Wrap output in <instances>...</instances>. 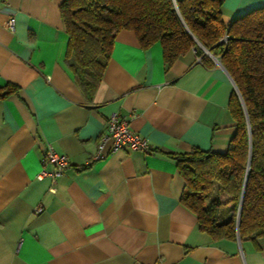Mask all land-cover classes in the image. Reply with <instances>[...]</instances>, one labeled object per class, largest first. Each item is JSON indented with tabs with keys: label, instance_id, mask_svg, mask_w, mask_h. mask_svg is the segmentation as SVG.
I'll use <instances>...</instances> for the list:
<instances>
[{
	"label": "crops",
	"instance_id": "obj_1",
	"mask_svg": "<svg viewBox=\"0 0 264 264\" xmlns=\"http://www.w3.org/2000/svg\"><path fill=\"white\" fill-rule=\"evenodd\" d=\"M62 2H0V88L17 87L0 98V264H264V248L199 230L171 157L227 151L235 89L223 67H204L193 49L166 67L159 43L142 48L122 30L88 100L66 62ZM261 7L223 0L221 19ZM112 115L150 151L111 152L107 141L96 159ZM48 146L69 162L55 181L38 179L53 170L43 163Z\"/></svg>",
	"mask_w": 264,
	"mask_h": 264
},
{
	"label": "trees",
	"instance_id": "obj_2",
	"mask_svg": "<svg viewBox=\"0 0 264 264\" xmlns=\"http://www.w3.org/2000/svg\"><path fill=\"white\" fill-rule=\"evenodd\" d=\"M222 4L223 0H63L59 11L68 36L66 62L88 100L102 81L115 36L122 30L133 31L142 48L159 43L166 67L192 49L206 68L218 59L239 93L234 90L229 101L236 133L224 153L192 149L171 155L185 183L181 203L212 240H235L238 230L240 241L261 251L264 7L226 25ZM16 92L17 87L8 84L0 88V98Z\"/></svg>",
	"mask_w": 264,
	"mask_h": 264
},
{
	"label": "built area",
	"instance_id": "obj_3",
	"mask_svg": "<svg viewBox=\"0 0 264 264\" xmlns=\"http://www.w3.org/2000/svg\"><path fill=\"white\" fill-rule=\"evenodd\" d=\"M2 1L3 0H0V2ZM14 24V18H10L6 22L5 28L9 31H13ZM225 41L226 39L223 38L222 42ZM107 141H111L112 143L111 152L119 151L125 148L132 151H141L143 153H148L150 151L148 142L130 129L129 120L119 119L116 115H112L108 119L106 132L100 137L99 140L97 155L95 156L96 159L103 157V145ZM43 163H49L53 165V170L50 173L42 171L38 175V179L49 176L53 181H55L69 167L68 158L65 155L56 153L50 146H48L47 150L44 153ZM41 211V208L36 209V212L38 213H40Z\"/></svg>",
	"mask_w": 264,
	"mask_h": 264
},
{
	"label": "water",
	"instance_id": "obj_4",
	"mask_svg": "<svg viewBox=\"0 0 264 264\" xmlns=\"http://www.w3.org/2000/svg\"><path fill=\"white\" fill-rule=\"evenodd\" d=\"M174 2H175V1H174ZM206 54H209V52L206 51ZM212 58H213V57H212ZM213 60H214V62H215L218 66L222 67L221 64H220V62L218 61V59L213 58ZM234 89H235L236 93H237L238 96H239V93L237 92L236 88H234ZM249 163H250V161L248 162V164H249ZM246 182H247V178H246L245 181H244V186H243V191H242V195H241L240 204H242V199H243V195H244V190H245ZM238 214H239V213H238ZM238 217H239V215H238ZM238 217H237V220H238ZM236 233H237L236 238H237L238 241H240V240H239V237H238V230H237Z\"/></svg>",
	"mask_w": 264,
	"mask_h": 264
}]
</instances>
